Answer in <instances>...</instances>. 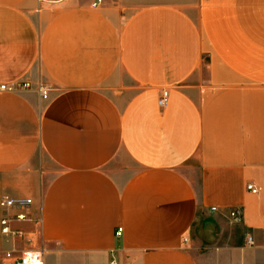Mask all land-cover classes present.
Segmentation results:
<instances>
[{
	"label": "crops",
	"instance_id": "obj_1",
	"mask_svg": "<svg viewBox=\"0 0 264 264\" xmlns=\"http://www.w3.org/2000/svg\"><path fill=\"white\" fill-rule=\"evenodd\" d=\"M97 1L0 0V264H264V0Z\"/></svg>",
	"mask_w": 264,
	"mask_h": 264
},
{
	"label": "built area",
	"instance_id": "obj_2",
	"mask_svg": "<svg viewBox=\"0 0 264 264\" xmlns=\"http://www.w3.org/2000/svg\"><path fill=\"white\" fill-rule=\"evenodd\" d=\"M101 3V0H98L93 6L96 7ZM33 85L27 81H20L14 84H3L0 83V95L3 93H13L18 94L24 91L31 90ZM53 88L47 83H39L37 85V91L41 95L43 100H48L50 97V93ZM169 92L167 90L163 91L162 96L158 102L159 107L164 109L168 104ZM248 189L252 191L254 194L258 193V190L249 186ZM34 202L29 198H19L12 199L4 197L0 200V208L6 212L7 214L2 218L0 222L1 232L3 235H10L15 239H23L24 232L20 229H14L13 223L15 222H31L33 221L32 217V207ZM216 211V209H213ZM16 211L17 213L12 214V212ZM230 220L234 224L242 223V213L240 210H234L229 215ZM39 222L42 219L38 220ZM124 230L119 227L116 232L117 237H121ZM185 243L188 242V239L184 240ZM247 243L249 245H254V239L252 237L248 238ZM5 260L8 264H45L44 262V254L42 251H25L20 253L18 251L12 250L5 254ZM110 264H120L115 258L111 261Z\"/></svg>",
	"mask_w": 264,
	"mask_h": 264
}]
</instances>
